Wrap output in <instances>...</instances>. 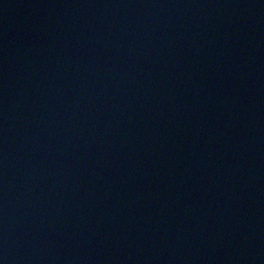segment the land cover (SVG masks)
<instances>
[{"label": "water", "instance_id": "1", "mask_svg": "<svg viewBox=\"0 0 264 264\" xmlns=\"http://www.w3.org/2000/svg\"><path fill=\"white\" fill-rule=\"evenodd\" d=\"M0 264H264V0H0Z\"/></svg>", "mask_w": 264, "mask_h": 264}]
</instances>
